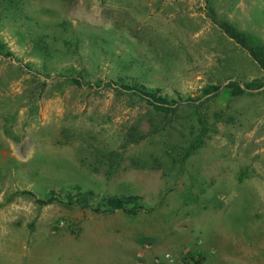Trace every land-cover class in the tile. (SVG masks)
I'll return each instance as SVG.
<instances>
[{
	"label": "rangeland",
	"instance_id": "obj_1",
	"mask_svg": "<svg viewBox=\"0 0 264 264\" xmlns=\"http://www.w3.org/2000/svg\"><path fill=\"white\" fill-rule=\"evenodd\" d=\"M227 30L264 47V0H0L13 53L0 54V210L21 229L41 216L73 234L112 221L42 248L1 232L0 264H85L79 250L136 264L117 226L168 240L185 264H264V70ZM132 82L175 103L158 109ZM87 190L94 206L136 196L148 211L67 205ZM51 192L63 203H37Z\"/></svg>",
	"mask_w": 264,
	"mask_h": 264
},
{
	"label": "trees",
	"instance_id": "obj_2",
	"mask_svg": "<svg viewBox=\"0 0 264 264\" xmlns=\"http://www.w3.org/2000/svg\"><path fill=\"white\" fill-rule=\"evenodd\" d=\"M227 34L235 40L241 47L246 49L251 57L261 66L264 70V47L260 44H253L251 41L247 39L244 34H240L237 32H231L230 30L226 31ZM0 54L4 55L7 58L13 57V53L9 50H5L4 45L0 44ZM80 84V81H76ZM128 90L132 92L134 95L139 96L142 99L154 104L158 109L162 110H170V105L175 103V100H170L168 97L162 96L159 94L158 90H150L145 88L142 85H138L134 82L126 84ZM236 87L238 94H242L245 91L238 85L233 84ZM257 87L253 83L245 84L246 89H253ZM220 90V86H209L208 92H218ZM196 150V146H192L187 151L185 158H189L194 151ZM69 201L67 202L68 206L74 205H83L87 209H91L93 212L102 213V214H112L116 211H121L129 216L135 217L140 212L148 211L140 197L129 196V197H106L102 198L97 202L98 206H94L91 202L95 199V193L91 190L87 191H78L74 196L68 194ZM37 203L40 205H50L53 203H63L61 202L59 196L56 195L55 192H51L50 196L47 199H36ZM196 262L194 256L191 258ZM196 264H201V262H196Z\"/></svg>",
	"mask_w": 264,
	"mask_h": 264
},
{
	"label": "crops",
	"instance_id": "obj_3",
	"mask_svg": "<svg viewBox=\"0 0 264 264\" xmlns=\"http://www.w3.org/2000/svg\"><path fill=\"white\" fill-rule=\"evenodd\" d=\"M37 218V216L34 217V219ZM46 216H41L38 217L37 222L35 223V226L26 229V228H18L17 225V212L14 211H5V210H0V233L3 232L4 238H7L8 236L11 237V240L14 243H18V240L21 239L20 236L22 234H32V235H37L39 239L43 240H38V242L34 245V248H42L39 247L41 243H45L47 239L56 237L58 239L60 238H69L72 239L74 237H79L81 233L84 231V228L88 225H95V226H103L107 224L108 222L112 221H99V220H93L91 219L90 221H86L84 224H82V229L79 233H70L68 231H62L54 228H49L45 227L47 226V220ZM111 225L115 226V223L113 222ZM115 228V227H114ZM115 230H117V234L119 235L116 237V240L118 241L119 244H121L123 247L129 246L132 250V254L135 255L136 258H138L139 254H143V259L145 264H153V259L156 256H163L167 254L169 251H163V247L165 245H169V249H174V244L168 242V240L161 242V244L157 245L156 243L153 244L152 240L150 238L146 239L145 241H142L141 243L137 238H132L127 237L130 236V229L126 226L124 227H116ZM150 243L151 244V249L146 250L144 249V244ZM38 253H40L39 249L36 250ZM60 254V253H59ZM82 257V260H84L85 264H90L92 261V257H90L89 254H87V251L83 252L81 250L79 251H74L70 253V257L73 259H76L77 257ZM139 259H137L138 264ZM164 264H172L170 262H165ZM173 264H185L182 261H180L179 255L174 256V263Z\"/></svg>",
	"mask_w": 264,
	"mask_h": 264
},
{
	"label": "built area",
	"instance_id": "obj_4",
	"mask_svg": "<svg viewBox=\"0 0 264 264\" xmlns=\"http://www.w3.org/2000/svg\"><path fill=\"white\" fill-rule=\"evenodd\" d=\"M201 243V242H200ZM144 249L146 250H150L151 249V244L150 243H146L144 244ZM191 253V250L190 249H185L184 250V255H188ZM143 254H139L138 255V259H139V262L138 264H145L144 262V259H143ZM165 262H170V263H174V255L173 254H170V253H167L163 256H156L154 259H153V264H164Z\"/></svg>",
	"mask_w": 264,
	"mask_h": 264
}]
</instances>
